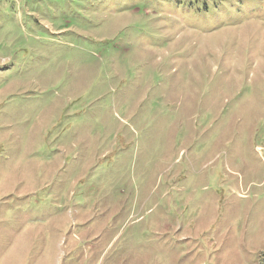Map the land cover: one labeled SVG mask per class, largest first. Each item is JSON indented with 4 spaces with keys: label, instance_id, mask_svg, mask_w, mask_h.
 I'll use <instances>...</instances> for the list:
<instances>
[{
    "label": "rangeland",
    "instance_id": "374dc122",
    "mask_svg": "<svg viewBox=\"0 0 264 264\" xmlns=\"http://www.w3.org/2000/svg\"><path fill=\"white\" fill-rule=\"evenodd\" d=\"M0 264H264V0H0Z\"/></svg>",
    "mask_w": 264,
    "mask_h": 264
}]
</instances>
